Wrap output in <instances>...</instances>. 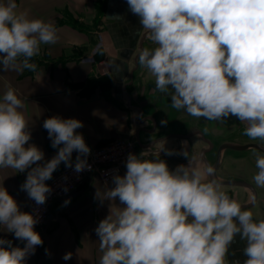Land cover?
Segmentation results:
<instances>
[{
    "label": "clouds",
    "instance_id": "obj_1",
    "mask_svg": "<svg viewBox=\"0 0 264 264\" xmlns=\"http://www.w3.org/2000/svg\"><path fill=\"white\" fill-rule=\"evenodd\" d=\"M127 4L156 45L143 48L138 63L154 77L155 90L170 96V106L209 121L235 116L246 123L245 136L264 142V0H127ZM57 41L54 23L17 11L15 0L0 2L4 72L18 64L34 71L31 61L41 45ZM23 107L11 86L0 96V169L16 173L31 169L21 189L43 205L52 191L45 182L60 164L73 167L75 151L74 170H90L86 158L91 150L76 132L83 127L81 121L53 116L43 127L52 147L63 146L51 160L38 164L44 153L35 144L25 147L31 132ZM183 155L189 156L187 151ZM253 155L257 168L253 180L264 188V151L254 150ZM142 156L130 153L126 174L113 177L115 187L106 199L118 197L124 206L110 212L95 229L102 252L99 264H226L238 233L247 244L244 264H264V218L255 219L216 179H206L213 176L212 166L190 167V161L170 170L159 156ZM38 222L0 187V229L25 242L23 248L13 247L0 238V264H26L43 244L34 230ZM71 258L70 252L63 257Z\"/></svg>",
    "mask_w": 264,
    "mask_h": 264
},
{
    "label": "crops",
    "instance_id": "obj_2",
    "mask_svg": "<svg viewBox=\"0 0 264 264\" xmlns=\"http://www.w3.org/2000/svg\"><path fill=\"white\" fill-rule=\"evenodd\" d=\"M15 3L17 11L52 22L57 29V43L41 45L40 54L32 59L34 71L18 64L4 72L0 66V96L11 86L23 101L22 111L31 132L25 147L35 144L44 153V160L38 164L51 160L63 146L52 147L43 127L44 120L53 116L81 121L83 127L76 132L83 135L89 148L102 146L111 138L132 137L136 140V155L143 153V159L159 156L170 170L189 164L167 154V150L173 153L176 146L170 133L172 128L164 123L166 115L173 117L172 110H165L170 107V97L164 95L151 104L150 96H142L146 91L148 95H158L154 77L138 63L140 51L154 49L156 45L143 29L140 18L130 11L127 0H15ZM99 39L101 56L91 62L88 57L93 56ZM77 155L74 151L72 159ZM123 165L120 176L127 171L126 161ZM64 166L62 162L53 175ZM196 166L191 161L190 167ZM30 170L16 173L11 168L0 169V187L7 189L23 212H28L29 196L21 185ZM114 187L113 179L106 183L97 174L88 173L72 195L54 199L49 206L48 222L34 229L43 244L27 257L26 264H99L102 252L95 229L110 212L124 206L118 197L106 199ZM0 238L11 241L13 247L25 245L13 233L2 229ZM246 246L241 234H236L226 264L237 261L244 264L248 259L244 253ZM69 252L72 258L64 260Z\"/></svg>",
    "mask_w": 264,
    "mask_h": 264
},
{
    "label": "flooded vegetation",
    "instance_id": "obj_3",
    "mask_svg": "<svg viewBox=\"0 0 264 264\" xmlns=\"http://www.w3.org/2000/svg\"><path fill=\"white\" fill-rule=\"evenodd\" d=\"M142 96H150L152 104L164 95L159 92L158 95H148L146 91ZM165 110L173 111V117L166 115L164 123L172 128L170 133L176 139L177 160L184 163L194 161L201 169L212 166L213 176L206 179H216L230 197L254 213L255 219L264 218V188L257 187L253 180L257 172L253 152L264 151V142L252 141L245 136L247 125L235 116L217 122L190 116L171 106ZM185 151L188 157L183 155Z\"/></svg>",
    "mask_w": 264,
    "mask_h": 264
},
{
    "label": "built area",
    "instance_id": "obj_4",
    "mask_svg": "<svg viewBox=\"0 0 264 264\" xmlns=\"http://www.w3.org/2000/svg\"><path fill=\"white\" fill-rule=\"evenodd\" d=\"M102 42H98L94 47L93 56L88 57V60H95V53L101 47ZM90 154L87 156V163L90 165V170L77 173L74 170L76 157L72 159L73 167L64 166L59 172L55 173L46 184L52 189L50 194H47L46 203L37 205L34 200L29 198L28 213L33 214L38 218V223L35 228L43 227L48 221V212L50 203L57 198L72 195L74 189L83 181V178L88 173H95L104 182L112 181L115 175H121L124 171L123 163L127 160L130 153L136 154V140L132 137H116L111 138L106 144L95 148H90ZM83 158V157H82ZM67 189V190H65Z\"/></svg>",
    "mask_w": 264,
    "mask_h": 264
},
{
    "label": "trees",
    "instance_id": "obj_5",
    "mask_svg": "<svg viewBox=\"0 0 264 264\" xmlns=\"http://www.w3.org/2000/svg\"><path fill=\"white\" fill-rule=\"evenodd\" d=\"M101 51H102V48L99 47V50L95 53V58L98 59L101 56L100 55L101 54ZM106 78H108V76ZM111 80H112L111 77H109L108 82L111 83Z\"/></svg>",
    "mask_w": 264,
    "mask_h": 264
},
{
    "label": "water",
    "instance_id": "obj_6",
    "mask_svg": "<svg viewBox=\"0 0 264 264\" xmlns=\"http://www.w3.org/2000/svg\"><path fill=\"white\" fill-rule=\"evenodd\" d=\"M173 157H175V158L177 159V149H175V150L173 151Z\"/></svg>",
    "mask_w": 264,
    "mask_h": 264
},
{
    "label": "rangeland",
    "instance_id": "obj_7",
    "mask_svg": "<svg viewBox=\"0 0 264 264\" xmlns=\"http://www.w3.org/2000/svg\"><path fill=\"white\" fill-rule=\"evenodd\" d=\"M98 41L100 42V39Z\"/></svg>",
    "mask_w": 264,
    "mask_h": 264
}]
</instances>
